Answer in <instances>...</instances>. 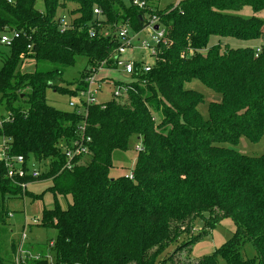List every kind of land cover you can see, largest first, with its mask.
<instances>
[{
    "label": "trees",
    "instance_id": "16d2710c",
    "mask_svg": "<svg viewBox=\"0 0 264 264\" xmlns=\"http://www.w3.org/2000/svg\"><path fill=\"white\" fill-rule=\"evenodd\" d=\"M141 1L143 9L134 0H0V38L20 34L1 59L0 104L9 119L1 123L0 142L8 157L45 168L21 182L50 183L34 195L8 179L0 162V197L34 202L52 195L53 207L34 224L57 233L50 241L54 258L33 262L13 245L11 252L0 248V264H165L197 221L215 227L226 218L236 225L232 238L194 264H264V155L229 147L264 135V45L229 42H264V0H182L164 9L159 0ZM245 8L254 16L236 14ZM63 15L71 24L65 31ZM153 16L165 43L152 70L136 76L126 95L83 111L49 104L51 89L78 98L88 76L111 58L118 43L102 27L140 32ZM78 57L87 60L80 79L60 84ZM27 60L34 71L22 69ZM193 80L214 92L208 120L200 112L204 95L186 87ZM134 140L141 146L134 179H110L113 153L130 150ZM77 143L88 154L68 168L64 150ZM247 243L254 258L244 253Z\"/></svg>",
    "mask_w": 264,
    "mask_h": 264
},
{
    "label": "rangeland",
    "instance_id": "374dc122",
    "mask_svg": "<svg viewBox=\"0 0 264 264\" xmlns=\"http://www.w3.org/2000/svg\"><path fill=\"white\" fill-rule=\"evenodd\" d=\"M179 0H159L158 6L161 9L169 6H176ZM39 10L43 9V2L39 1L37 4ZM63 13H61L62 15ZM243 18H251L254 16L252 9L245 8L243 11L236 13ZM64 16V15H63ZM66 16V15H65ZM259 17L264 20V14H260ZM68 18V17H67ZM69 21V18H68ZM70 22V21H69ZM264 29V28H263ZM111 26L101 28V33L111 31ZM114 32V31H113ZM114 34V33H113ZM140 39L148 40L149 37L146 33L139 36ZM233 47H252L254 49L260 48L264 45L262 40L256 42H243V41H229ZM136 46H139L138 42H135ZM8 48L0 45V70L2 68V54H6ZM146 53V52H145ZM129 55V54H128ZM130 57L131 54L129 55ZM145 59L148 62H152V59L145 54ZM135 59L141 61V55L135 54ZM35 63L31 60L25 61L22 69L30 72L34 71ZM87 66V60L84 57H78L77 62L74 66L66 68L63 74V80L66 85L67 83H75L80 79L81 73ZM99 77H104L107 81L102 88L101 96H97L101 103L102 101H109L112 97L111 94L115 90L113 84L115 81L120 80L125 82L129 81V77L120 72V70L114 69H101L99 71ZM189 89L197 90L202 93L205 97V104L201 105L200 112L205 120H208V104L215 99L214 92L208 89L199 80H193L191 83L186 85ZM47 98L49 104L60 109L62 111H72L69 103L73 102L77 104L78 98L71 97L58 93L54 90H48ZM9 116L6 114L4 106L0 104V126L4 120H8ZM139 145L136 140L132 142L131 149L128 151L117 150L113 153V168L109 172L110 179L117 180L123 176L129 177L134 171L136 160L139 151H136V146ZM4 144L0 142V152L4 148ZM235 149L237 152L246 155L248 157H261L264 155V135L258 141H252L246 137H241L236 145L229 146ZM40 173L45 171V168L37 166ZM50 183L46 179H39L33 184L28 186V190L34 195L42 194ZM62 206H66V202H61ZM53 207V197L50 194L44 195L42 200L34 201L32 198L26 196L25 198H9L8 195L0 197V248L5 252H11L12 246L20 245L18 253L19 257L28 255L30 260L33 262L42 260L43 258H54V254L51 252L50 244L51 239L56 238V231L53 229H46L36 226L37 220L41 218V214L44 208ZM6 213V214H4ZM34 224V225H33ZM27 227L25 228V226ZM236 230L234 221L230 218L223 219L218 225L207 226L201 221H197L195 228L191 235H184L182 240L173 245L175 249H171L170 252L177 253L174 255L171 261H167L165 264H194L208 255H213L221 248H223L228 241L232 238ZM26 232L27 238L23 241V233ZM178 245V246H177ZM174 246H177L175 248ZM244 253L248 258H254L256 256V250L251 243H247L244 248ZM11 257H14L11 254ZM18 261V259H17ZM162 261V260H161ZM220 262L223 260L220 258Z\"/></svg>",
    "mask_w": 264,
    "mask_h": 264
},
{
    "label": "built area",
    "instance_id": "2783aa9c",
    "mask_svg": "<svg viewBox=\"0 0 264 264\" xmlns=\"http://www.w3.org/2000/svg\"><path fill=\"white\" fill-rule=\"evenodd\" d=\"M5 1L9 4L14 2V0ZM181 1L182 0H179L178 4ZM133 4L142 9L146 7V3L141 0H134ZM94 14L97 16L98 20L102 19L103 13L100 9H95ZM60 21V28L62 31L71 28V24L68 21L67 16H62ZM158 21L159 19L156 16L149 18V25L140 32H134L130 27L127 26L116 29L114 32H105L103 35L106 38L108 36L114 38L118 45L116 46L111 58H109V60H105V62L102 63V66L97 71L93 70V72L88 76V78L85 80L86 89L79 94V102L77 104L70 102V107L72 109L83 111L90 105L99 104L98 102L100 101L98 100L97 96H101L102 88L104 87V84L107 83L104 77H99V71L101 69L120 70V72H123V74L129 77V81H115L113 84L115 90L111 94V96L115 98H119L127 94L130 85H132L134 82H137L135 79L136 76L139 74L149 73L152 70L155 60L158 56V47L160 44L165 43L163 40L165 37V32L162 27L158 25ZM88 31L91 38L96 37L97 33L94 27L89 28ZM143 33L148 35V40L139 38V36ZM18 38H20V34L18 32H6L1 36L0 44L10 48L13 45V42ZM135 42H138L139 46H136ZM136 53L141 55V61H137L135 59ZM128 54H131L132 57H130ZM145 54H147L148 57L152 59V62H148L145 59ZM116 82H123L124 84L121 86H116ZM89 141L90 139L88 138L87 142ZM135 149L136 151H141V146L137 145ZM64 154L67 159L66 166L71 168L77 158L84 157L86 154H88V147L82 143H77L73 147L65 149ZM0 162L5 163V167L7 169V178L15 182L23 190H25L29 185L27 183L21 182V180L27 178L28 176L32 178H38L41 174L37 168L38 165L33 162L26 163L22 156L10 158L6 155L4 148L0 152ZM126 178L133 180V172L129 177ZM22 238L23 241L27 238L26 232L23 233Z\"/></svg>",
    "mask_w": 264,
    "mask_h": 264
},
{
    "label": "water",
    "instance_id": "95a60500",
    "mask_svg": "<svg viewBox=\"0 0 264 264\" xmlns=\"http://www.w3.org/2000/svg\"><path fill=\"white\" fill-rule=\"evenodd\" d=\"M156 29H157V27H156ZM0 186H1V180H0Z\"/></svg>",
    "mask_w": 264,
    "mask_h": 264
}]
</instances>
